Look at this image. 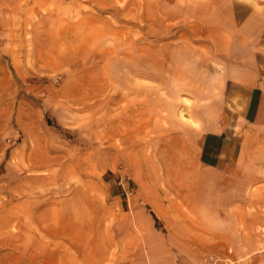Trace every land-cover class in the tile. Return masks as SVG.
<instances>
[{"label": "crops", "instance_id": "1", "mask_svg": "<svg viewBox=\"0 0 264 264\" xmlns=\"http://www.w3.org/2000/svg\"><path fill=\"white\" fill-rule=\"evenodd\" d=\"M40 4L0 0V264H264V0H50L46 14ZM124 39L132 99L151 119L156 96L173 175L133 197L112 187L104 225L87 192L39 194L46 177L32 170L56 161L23 123L8 67L20 82L26 67H107Z\"/></svg>", "mask_w": 264, "mask_h": 264}, {"label": "rangeland", "instance_id": "2", "mask_svg": "<svg viewBox=\"0 0 264 264\" xmlns=\"http://www.w3.org/2000/svg\"><path fill=\"white\" fill-rule=\"evenodd\" d=\"M48 1L39 0L40 14H46ZM135 32V57H139L143 40L137 29ZM158 42L151 41L152 53ZM119 48L120 57H114L117 64L111 65V57H102L107 67H26L29 72L23 82L14 67H8L23 100V123L29 122L31 129L38 130L41 139L50 144L49 160L56 161L54 166L32 170L46 177L40 180L39 194L87 192V205L92 200L93 207L105 213L104 225L110 224L109 213L118 205L110 193L112 187H119L120 192L124 187L123 192L133 197L142 192L149 178L159 182L173 175V169L166 166L168 153L159 151V138L154 134L158 120L153 116L160 111L157 98H150L148 119L142 100L132 99L138 93L130 91L131 84L123 73L129 48L126 39ZM32 111L35 114L29 113ZM16 126L13 117L8 129ZM5 142L14 145V138ZM169 156L173 160V154ZM63 160L70 166H60Z\"/></svg>", "mask_w": 264, "mask_h": 264}, {"label": "built area", "instance_id": "3", "mask_svg": "<svg viewBox=\"0 0 264 264\" xmlns=\"http://www.w3.org/2000/svg\"><path fill=\"white\" fill-rule=\"evenodd\" d=\"M204 260L208 262H216V261H219L220 258H219V255H216V254H207L204 257Z\"/></svg>", "mask_w": 264, "mask_h": 264}]
</instances>
